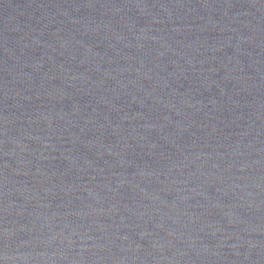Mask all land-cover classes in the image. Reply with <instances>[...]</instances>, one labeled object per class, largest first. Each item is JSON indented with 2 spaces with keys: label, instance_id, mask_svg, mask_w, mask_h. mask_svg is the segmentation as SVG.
Masks as SVG:
<instances>
[{
  "label": "water",
  "instance_id": "95a60500",
  "mask_svg": "<svg viewBox=\"0 0 264 264\" xmlns=\"http://www.w3.org/2000/svg\"><path fill=\"white\" fill-rule=\"evenodd\" d=\"M0 264H264V0H0Z\"/></svg>",
  "mask_w": 264,
  "mask_h": 264
}]
</instances>
